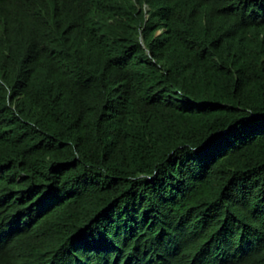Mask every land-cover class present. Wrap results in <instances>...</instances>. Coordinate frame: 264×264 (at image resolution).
Masks as SVG:
<instances>
[{
  "label": "trees",
  "instance_id": "obj_1",
  "mask_svg": "<svg viewBox=\"0 0 264 264\" xmlns=\"http://www.w3.org/2000/svg\"><path fill=\"white\" fill-rule=\"evenodd\" d=\"M0 264H264V0H0Z\"/></svg>",
  "mask_w": 264,
  "mask_h": 264
}]
</instances>
